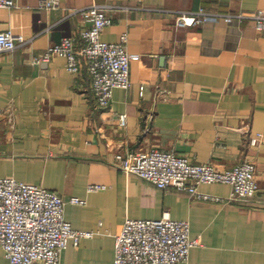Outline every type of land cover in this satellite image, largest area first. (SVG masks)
<instances>
[{
	"label": "crops",
	"instance_id": "1",
	"mask_svg": "<svg viewBox=\"0 0 264 264\" xmlns=\"http://www.w3.org/2000/svg\"><path fill=\"white\" fill-rule=\"evenodd\" d=\"M43 1L0 8V32L25 40L0 52V177L59 193L65 219L95 231L77 247L69 243L61 264H114V235L125 220L164 213L189 221L191 238L202 242L183 264H264V26L251 18L264 0H60L46 9ZM93 5L112 20L101 38L127 34L129 53L140 55L131 61V86L115 88L105 108L87 71L70 73L62 56L32 61L89 26L80 10ZM201 10L210 16L203 23L176 25L181 12ZM233 14L246 17L225 19ZM155 147L220 169L252 160L259 190L238 202L229 184H203L212 196L204 199L119 169L118 153ZM92 184L104 188L90 191ZM0 264H11L1 245Z\"/></svg>",
	"mask_w": 264,
	"mask_h": 264
},
{
	"label": "built area",
	"instance_id": "2",
	"mask_svg": "<svg viewBox=\"0 0 264 264\" xmlns=\"http://www.w3.org/2000/svg\"><path fill=\"white\" fill-rule=\"evenodd\" d=\"M17 1L0 0V8L14 7ZM59 3L60 0H44L41 8H55ZM80 11L90 25L52 43L32 61L39 64L62 56L70 73L78 76L82 70L87 71L92 97L105 108L111 105L115 88L131 86V61L139 59L140 55L129 53L127 34H122L113 43L101 38L104 28L112 22L104 7L93 5ZM209 17L202 10L181 12L176 16V25H198ZM243 17L246 15L233 14L225 19L231 21ZM251 18L263 28L264 11L252 14ZM24 41L11 30L1 31L0 52L13 51ZM119 123L126 125V114L119 115ZM261 138V133L251 136L250 143L257 145ZM116 159L122 172L138 175L162 190L176 188L208 199L212 196L202 192L201 185L225 183L232 188L229 198L238 202L255 196L259 190L256 163L252 160L220 169L159 147L120 152ZM102 188V185L89 186L90 191ZM69 201L86 203L77 196H72ZM65 205L66 200L55 191L11 176L0 177V245L11 264H61L62 253L69 243L77 247L82 239L95 234V231L74 228L65 219ZM114 237V264H183L188 261L191 249L202 244L199 238H191L189 221L173 219L168 213L157 219L127 218Z\"/></svg>",
	"mask_w": 264,
	"mask_h": 264
}]
</instances>
